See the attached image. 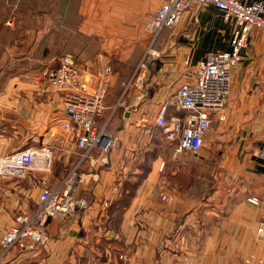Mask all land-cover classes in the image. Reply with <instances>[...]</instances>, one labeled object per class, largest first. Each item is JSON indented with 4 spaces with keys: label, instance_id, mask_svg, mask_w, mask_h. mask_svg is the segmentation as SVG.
<instances>
[{
    "label": "crops",
    "instance_id": "1",
    "mask_svg": "<svg viewBox=\"0 0 264 264\" xmlns=\"http://www.w3.org/2000/svg\"><path fill=\"white\" fill-rule=\"evenodd\" d=\"M71 1L75 6L65 1L62 14L55 0H0L3 51L25 45L27 38L16 33H35L29 41L52 55L49 64L65 51L77 53L93 88L110 66L106 111L98 122L110 123L115 146L108 154H94L95 163L82 162L76 136L63 128L64 94L46 84L41 89L35 81L11 80L10 88L29 91L0 98V157L53 148V173L45 177L55 187L76 170L82 175L78 196L89 207L52 223L44 245L14 249L0 263L121 264L118 255L125 254L129 264H241L249 240L244 231L256 232L259 219L250 200L264 203V43L259 31L233 71L226 119L215 117L205 144L210 159L201 165L188 152L175 156L154 119L182 84L195 79L209 53L232 50L234 22L213 5L190 9L175 29L162 33L161 56L150 60L137 80L149 45L147 23L166 0ZM133 79L127 107L115 111ZM174 116L181 113L170 107L169 118ZM216 154L218 175L197 179L196 171L210 170ZM45 177H0V237L18 217L36 210ZM197 180L202 191L196 190ZM213 181L218 186L208 185Z\"/></svg>",
    "mask_w": 264,
    "mask_h": 264
},
{
    "label": "built area",
    "instance_id": "2",
    "mask_svg": "<svg viewBox=\"0 0 264 264\" xmlns=\"http://www.w3.org/2000/svg\"><path fill=\"white\" fill-rule=\"evenodd\" d=\"M213 5L224 13L227 21L235 24L230 52L209 53L196 71L195 79L182 84L174 97L160 107L154 125L161 129L165 140L174 147V155L188 152L198 156L205 147L207 137L218 117L226 119L224 111L232 89L234 69L243 61V51L248 48L255 31H259L264 43V2L247 3L243 0H166L151 16L146 29L150 42L138 66L135 77L146 70L150 60L161 56L157 43L162 33L175 29L183 15L194 7ZM13 25V21H9ZM170 42V41H169ZM186 65H189L187 60ZM107 67L93 88L85 70L73 54L60 58L58 68H49L44 73L51 88L64 94L66 120L63 128L77 138L83 151L82 162L95 163L94 154L99 151L108 154L115 146V138L109 133L107 124L99 125V119L106 111V99L110 92ZM134 77V78H135ZM192 77V75H191ZM133 79L125 86V92L115 110L127 104V94ZM170 107L181 116L169 118ZM53 154L49 148L29 149L0 160V176L24 179L32 172L49 173L52 170ZM82 175L76 170L69 174L56 189L43 182L38 210L32 216L18 219V223L7 230L0 240V260L14 249L26 250L44 245L48 227L52 222L83 211L88 202L78 196ZM163 200L167 197L163 195ZM252 203L258 204L257 199ZM264 237V224L259 228ZM263 264V261H258Z\"/></svg>",
    "mask_w": 264,
    "mask_h": 264
},
{
    "label": "rangeland",
    "instance_id": "3",
    "mask_svg": "<svg viewBox=\"0 0 264 264\" xmlns=\"http://www.w3.org/2000/svg\"><path fill=\"white\" fill-rule=\"evenodd\" d=\"M65 1H67V0H55L56 7L61 9L62 14H63V6H64ZM68 1L69 2L67 4H69V5L71 4L73 7L75 6V3L73 1H71V0H68ZM74 19H75V17L73 15L68 14V19H67L68 21H72L75 23ZM16 34L20 38H22V37L27 38V40L25 41V45H21L20 48H17L15 50L13 49L14 51H3L2 41H0V98L2 95L6 96L7 94H12L13 91H23L22 92L23 95L27 94L26 92L29 91L28 89L24 90V89H12V88H10V87H12L11 86V80H13V79L14 80H21V81H26V80L35 81V84L38 85V87L41 89L44 88L46 85L49 86L48 81L45 80L46 78L43 77L45 71L49 68H58L60 58L66 54L75 55V57L77 58V60L79 62V56L77 53H75L73 51H65V52H63L62 55H60L58 57H52L54 59V61H53L54 63L51 62L49 64V60L51 59L52 55L46 56L47 53H45L43 51H38V49L36 50L34 47H32L34 44L33 43L34 41L33 42L29 41L30 37H31V40L34 39L35 33H27L26 31H20ZM37 34H39V33H37ZM149 42H150V35H149ZM52 89L55 91H59V90L54 89V88H52ZM124 92H125V87H124ZM127 105L128 104H126L125 106H119L115 111L118 112L119 109H123V108L127 107ZM5 117L11 118L10 115L9 116L5 115ZM5 121L6 120H4V122ZM102 124L103 125L107 124L108 131L110 133V130H109L110 129V123L108 124V123L104 122ZM5 129H7V128H5ZM43 148H49L52 151V154H53L52 170L49 173H44V172L43 173L32 172V173H41L44 175V177H45V175H47V176L49 175V177H50V175L53 173V166H54V159H55L53 148L48 147V146H44V147H40V148H30V149L41 150ZM27 150H29V149H27ZM206 150H207V148L204 147L198 156L193 155V157L192 156H188V157L196 160L197 163H201V165H203V162H202L203 160H207V159L209 160L210 159V156H209L210 153L206 152ZM23 151H26V150H23ZM8 156H11V155H8ZM5 157H7V156L0 157V160L2 158H5ZM206 157H208V158H206ZM219 160H220V157L218 154H216L213 157V159L210 161V168H211L210 170L205 171V172L202 169L197 170L196 171L197 179L204 177V176L218 175ZM71 170L72 169L69 168L68 172ZM73 172L74 171H72V173ZM70 174H71V172H70ZM0 177H2V176H0ZM7 178H13V177H7ZM17 180H22V179H17ZM198 181L199 180H197L196 190L202 191L203 189L198 186V184L200 182V181L199 182ZM43 182H46V185L49 186L51 189H56L60 186L62 181L57 186L54 187L50 184L49 178L45 177L41 180L42 190L44 188ZM208 185L211 186L212 188L218 186L214 183V181H213V183L208 184ZM41 193H42V191H41ZM40 196H41V194H40ZM40 196H39V200H40ZM251 200H250V202H251ZM252 204H254V203H252ZM254 205L257 206V208H258L259 219L257 222H255L256 232L255 231H253V232L244 231V236L245 237L248 236L249 240L247 243H245L246 248H242V251L243 252L246 251L247 253L241 255V259H242L241 264H259L258 261H263V264H264V237H261L259 235V228H260L261 224H264V203L262 204V202H260L258 204H254ZM38 207H39V202H38V206L34 212H32L30 214L22 215V216L18 217V219L22 218V217H26V216H32L38 210ZM18 219H17V223H18ZM52 223H54V222H52ZM16 224H14V225H16ZM14 225H12V226H14ZM12 226H10L8 229H6V231L9 230ZM4 233L0 237V240L2 239ZM47 236L49 238L48 233H47ZM247 244H248V246H247ZM118 259L120 260L121 264H129V258L125 254H119Z\"/></svg>",
    "mask_w": 264,
    "mask_h": 264
}]
</instances>
